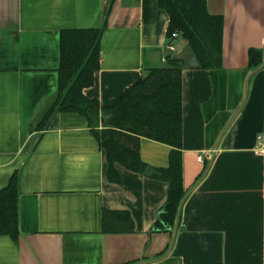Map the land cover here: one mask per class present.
I'll use <instances>...</instances> for the list:
<instances>
[{"label": "crops", "instance_id": "obj_1", "mask_svg": "<svg viewBox=\"0 0 264 264\" xmlns=\"http://www.w3.org/2000/svg\"><path fill=\"white\" fill-rule=\"evenodd\" d=\"M207 6L224 17L217 68L168 36L159 0H0V197L17 186L0 202V264H264V67L249 66L250 49L264 55V0ZM75 29L101 31L83 94L103 106L170 58L183 63L175 213L169 182L149 172L169 168L173 146L139 137L149 173L115 162L112 178L86 116L57 110L42 124L67 87L61 34Z\"/></svg>", "mask_w": 264, "mask_h": 264}, {"label": "trees", "instance_id": "obj_2", "mask_svg": "<svg viewBox=\"0 0 264 264\" xmlns=\"http://www.w3.org/2000/svg\"><path fill=\"white\" fill-rule=\"evenodd\" d=\"M170 15L168 36L178 31L195 52L202 68H217L222 58L224 17L208 11L207 0H159ZM100 30H65L61 34L62 71L67 85L42 121L45 125L53 113L79 112L86 116L108 156V175L117 177L115 162L135 171L149 173L169 182L166 212H176L182 197V86L183 63L170 58L169 67L151 69L141 80L128 88L112 105L103 106L95 98L83 94L93 84L99 69ZM264 62L258 49H250L249 66L257 68ZM102 125L103 129H99ZM134 145L123 142L128 135ZM144 136L173 146L169 168L151 169L142 161L137 145ZM117 179V178H116ZM8 204L15 200L17 186L12 182L3 191ZM1 194V193H0ZM175 211V212H174ZM10 233L17 236L16 226Z\"/></svg>", "mask_w": 264, "mask_h": 264}, {"label": "built area", "instance_id": "obj_3", "mask_svg": "<svg viewBox=\"0 0 264 264\" xmlns=\"http://www.w3.org/2000/svg\"><path fill=\"white\" fill-rule=\"evenodd\" d=\"M172 36H173V37L178 36V32H173ZM258 140H259V144H260L261 146H263V137H262L261 135L258 137Z\"/></svg>", "mask_w": 264, "mask_h": 264}, {"label": "water", "instance_id": "obj_4", "mask_svg": "<svg viewBox=\"0 0 264 264\" xmlns=\"http://www.w3.org/2000/svg\"><path fill=\"white\" fill-rule=\"evenodd\" d=\"M264 67V63H262L260 66H258L257 68H255V70H258L260 68Z\"/></svg>", "mask_w": 264, "mask_h": 264}]
</instances>
